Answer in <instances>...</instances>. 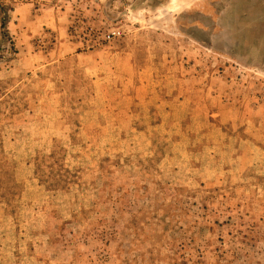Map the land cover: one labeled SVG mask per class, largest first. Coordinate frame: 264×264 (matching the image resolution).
Returning <instances> with one entry per match:
<instances>
[{"label": "rangeland", "instance_id": "obj_1", "mask_svg": "<svg viewBox=\"0 0 264 264\" xmlns=\"http://www.w3.org/2000/svg\"><path fill=\"white\" fill-rule=\"evenodd\" d=\"M0 264H264V0H0Z\"/></svg>", "mask_w": 264, "mask_h": 264}, {"label": "built area", "instance_id": "obj_2", "mask_svg": "<svg viewBox=\"0 0 264 264\" xmlns=\"http://www.w3.org/2000/svg\"><path fill=\"white\" fill-rule=\"evenodd\" d=\"M120 35H121L120 30H115V31H113L112 33H110V34L108 35V38L116 37V36H120Z\"/></svg>", "mask_w": 264, "mask_h": 264}, {"label": "trees", "instance_id": "obj_3", "mask_svg": "<svg viewBox=\"0 0 264 264\" xmlns=\"http://www.w3.org/2000/svg\"><path fill=\"white\" fill-rule=\"evenodd\" d=\"M3 27H4V28L6 27V24H5V23H3Z\"/></svg>", "mask_w": 264, "mask_h": 264}]
</instances>
